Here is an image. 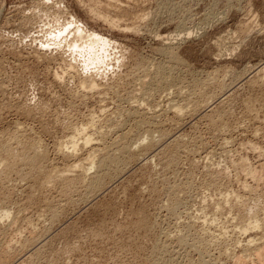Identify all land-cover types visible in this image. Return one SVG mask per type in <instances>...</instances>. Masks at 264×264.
<instances>
[{"label": "rangeland", "instance_id": "1", "mask_svg": "<svg viewBox=\"0 0 264 264\" xmlns=\"http://www.w3.org/2000/svg\"><path fill=\"white\" fill-rule=\"evenodd\" d=\"M100 1L102 2V6ZM96 2L97 1L94 0H0V142L6 138L4 141H7L8 143L10 142L11 146L14 148L16 146V149H20L21 147H18L16 143L19 141L21 142V140L25 139V141H27L34 139L38 143L41 141L40 145L46 152H48V156L50 155L49 159L53 166L64 169L66 166L73 165L80 161V159L81 161H84L87 156L86 154H88L87 151L82 153L79 151V158L77 157L73 159V157H66L61 153L59 146H61L63 142L66 143L70 138L72 133L71 130L76 126L85 124L90 118H93V113L99 117V113L101 112L102 115V112L105 111L104 116L108 117L111 116L113 112L119 111L120 109L122 110V108L125 110H122L123 113L121 110L119 111L123 114H121L122 116L133 113L132 110L134 108L137 111L139 110L138 112H141L143 109L144 111L142 110V113H149V118L153 117L152 121L149 120V124H145L148 126L146 127L144 125L143 128L138 130V133L140 131L141 134V131L144 129H149V132L150 130L155 129L154 132H156L157 129L161 131L168 128L165 131H168V133L170 132L169 135L171 137L168 135V138H166L167 145V143L164 142L165 139L159 141L160 139H158V136L160 134L157 132L154 133L152 130L151 133H154L157 138L156 140L163 144L160 143V146L158 143L155 144V146L151 148L154 149L152 151L150 150L151 152L148 151L150 152L149 154L148 152L146 153L149 157L146 155L144 157L143 155L141 157L143 160L140 158L136 161L137 163L135 162L133 163L134 165L131 164V166H129L131 169L128 167L126 169L127 171L125 170L120 173H123V175L116 176L118 177L117 179L114 177L113 180H109V183L105 186V188L107 187V190L103 189L104 192L101 191V194L99 192L96 196L93 195V197H91L92 195H89V191H85L86 189L80 187L81 189L83 188V193H85L83 197L81 192V194H79L81 189H77L78 194L77 190H75L73 192L74 194H71L73 198L71 196L67 198L75 199L74 201L79 202L77 204L75 203V205L68 206L69 208H66L67 211H65L66 214L64 213L63 218L58 224L56 223L50 227L51 230L49 228L51 222L50 218L47 215L42 219L39 210L41 207L42 210L45 209V206L49 203L48 201H51L52 203L54 202L55 206H60L61 208L63 205L65 206L67 204V200H65L66 197H62V185L60 186L58 184L61 191L59 187L58 189L56 188L58 185L51 184L48 188L43 190L41 193L43 196L40 193L36 194L34 202H36V200L39 202H45L48 200L46 202L47 204L41 202L42 206L38 201L34 204H29L31 195L29 197L28 194H32L30 193V190L33 188L32 185H35V180H23L20 178L21 176L18 174V170L21 167L20 165L16 166V168L19 169L17 171L15 170L18 177L13 170L9 171L10 173L8 172V177L7 175H4L6 178L1 175L0 180H2L0 181V192H4L5 203L8 208L10 207L9 209H11L13 214H16L18 209L22 208L25 210L24 215L21 216V220H23V222L27 220L29 223L30 221H33V224H36H32L33 227L37 228L35 232V228H32L31 225L32 231L34 232L30 231L29 228L27 230L26 227H29L27 222L22 223L20 220V225L24 226V233L22 232L23 234H21L22 238L21 236L18 238L19 235L17 236L18 241L12 246L13 248H10L11 251L9 250V252H12L10 254H13L16 259L12 256L11 263H8L20 264L23 262L21 264H30L34 259H37L39 261L36 260L35 262H38L36 264H157L159 261L158 264H234L235 259L233 258V255L230 254L232 249L234 248L233 250H235V254L241 255L245 245H247L246 243L249 242L248 240L256 236L261 237L263 232L252 231L254 233L249 232L248 234H244L246 236H242L243 234H241L239 228L237 231V224H239L237 223V220H235L237 211H233L234 214L232 213V215L228 214V212L220 214L213 213V208L211 206L212 203L210 201L211 199H215V201L221 200L224 198L223 195H226L227 192L233 190L246 198L249 197V200L252 199L254 196L253 193L251 194L248 191H243L244 188H242V186L244 183L250 185L249 187H252L253 189L256 188L258 192L261 191L260 193L263 194L262 196L264 197V181L260 182L251 179V177L246 176V173L244 174L242 171H237V169H235V167L241 164L242 160L245 158H248V163L254 168L261 169L264 167V80H258L260 79L259 77L264 79L262 78L264 77L262 71L264 68V0H188V2L187 0H170L168 1V4L166 0H114L112 1V5L114 6L111 5L109 0H99L98 3ZM107 3H110L108 5H111V8L108 7ZM171 4H173V6H170ZM96 6L99 8L100 12L103 11L102 13H104V16L111 17L113 20L117 21V26H111L109 23H106L105 20H101L98 15L95 16L96 13L91 10L98 11ZM172 7H174V10ZM58 9H60L59 12L63 15L66 14L65 16L61 15V17L63 16L61 23L65 22V20L66 22H70L74 17L80 23L82 22V26L85 29L87 28L89 33L94 32L104 38L110 39L114 42V45L117 47L116 49H120L119 51L122 49L121 52L116 49L113 50L121 53L118 55V59H121V62H118V60L113 62L109 61L111 65L103 70L100 74L101 78L97 77V81L99 80L98 82L101 83L99 85H101V88L103 87L101 90L95 92L88 91V93L81 90L79 85L80 81L78 79L79 77L76 75L77 73L75 74V72H71L72 70L68 68L70 67V61L67 60L69 54L66 55L61 52L62 50H57L58 48L56 49V46L52 44V42H49V40H52L49 35L50 32L56 30V27L59 26L56 21H53L57 19L55 15H60V13L57 12ZM64 10L65 12L63 13ZM169 10H172L173 14ZM39 11H41V13H38ZM45 12L47 15L50 12V16L48 15L49 18L46 16ZM29 18H31V21ZM181 21L182 24L184 23L185 25H182ZM50 22L52 23V26ZM28 24H30V26ZM180 24L182 28L180 27ZM247 26L248 30H246ZM42 29H45L46 31L43 30L42 32ZM217 42L218 44L220 43V47L218 46L219 48L217 47ZM167 46L168 48H174L173 50L175 53L185 60H178L179 62L175 61L177 64L183 62L182 64L177 65V70H181V73L177 71V75L180 74V78L182 77V85L185 84L189 86V88L192 86V88L187 89V86H182L181 91L183 92H180L179 90V94L182 93L181 95L178 94V90L176 89H172L166 93L164 92L162 93L163 95L160 93L152 103H149V106L148 104L145 106L140 100L138 101L135 99L138 102H141L140 107L139 103L137 104L134 99L135 103L133 100H130L132 94L136 95L137 92L136 88L138 87L136 84L138 83L136 80L138 81L141 76L144 77L142 71L136 73V77L134 76V73L138 71L137 69L139 68L138 63L140 61H145L146 64L151 65L152 62L159 63L162 60L165 61L166 56L161 54V48L168 49ZM54 47L56 50H54ZM38 54L40 57L36 56ZM61 58L62 61L60 60ZM141 63L142 62L139 64ZM60 66L61 68L59 69ZM136 66H138V68ZM64 68H67V72H65L66 70ZM226 69L228 71H226ZM87 72L88 71H86V73ZM254 73L258 74L255 75ZM56 75L64 77L62 80L63 82H60L61 80L59 81L58 79L56 80ZM72 75L73 77H71ZM209 76L211 78L214 77V80H221L219 82L225 80L223 83L226 82L227 84L226 91L224 90L222 93L217 91L215 100H213L209 106L207 105L203 108L200 107L198 110L199 112L197 111L196 114L194 112V114L190 113L191 109L187 110L185 109L187 107L184 108V106H187L188 104V108H190L189 103L191 101L195 102L200 99L202 100V95L206 90L209 91V88L210 91H206L208 94H210V92H216L217 89L214 85H216L218 81L215 83L212 78L214 84L212 83L211 86L209 85L208 88H205V91L202 90L204 91L203 94L197 95L198 97H195V95L197 92L200 93L199 91L195 92L193 95L184 93V91L186 92L187 90V92H189L190 90L195 89L196 85H198L199 79L200 82L203 80L206 81ZM255 76L258 77L254 79L253 77ZM81 77H84V75L80 76V78ZM234 77L236 78L234 79ZM249 79L251 81H249ZM193 81H195V87H193ZM248 81L250 83L254 81L255 83L253 84L255 85H250ZM256 81H259L258 83L260 84L263 83V85H259ZM183 87L184 89H182ZM133 90L136 92L133 93ZM127 91L129 94L126 93ZM131 91L132 93L130 94ZM85 92L86 94H84ZM114 92L117 93V95H115ZM173 92L178 94V97ZM81 94L84 96L82 97ZM126 95L129 97L127 98ZM124 97H126V99H124ZM189 97L191 99H189ZM127 99H129V103ZM186 99L188 101L190 100L189 103L188 101L186 102ZM120 100L122 103L123 101L125 103L122 104ZM177 104H180L179 107H182L185 110L184 114H182V118L180 117L181 115L177 116V114H175L176 110H174V108L176 109V107H178ZM219 104L220 106H218ZM102 108L107 110H103ZM112 110L113 112H111ZM217 111H221L222 113L225 112V114H227L225 117L226 119H224L225 121L223 120L225 123L223 129L220 128L221 125H218L220 124V117L218 116ZM215 112L217 113L216 115ZM154 114H157L158 116L155 121L154 116L156 115ZM95 115L94 117H96ZM127 116L124 117L126 121L123 120L127 123H124V127H120L122 130L115 128L113 126L114 124H109L108 127L110 129L108 127L106 128L109 129L111 133V135L109 134L111 137L108 136V142L117 139L118 135L121 137L122 134H124L123 132L126 131H129L130 133V131L132 132L133 130V135L136 136V134H138L136 132V119L133 120L134 117L128 118ZM152 122L154 124L152 126H155V128L151 127ZM157 125L159 126L158 128H156ZM110 126H113L112 129ZM112 130L116 131L113 132ZM117 130L119 131L117 132ZM143 133L147 134L148 130L147 133L145 131H143L142 134ZM145 134H143L142 138ZM178 136L181 137L182 140H186V142L189 141L187 144L188 149L191 152L187 150H185V152L183 151L184 149L181 148V150H179L180 154H178V159L180 157L181 160L175 164L176 166H173L177 171L171 167L167 169V172L166 169L164 170L163 168V164L168 161V153L166 151L175 143V141H179ZM136 137H132L135 139H131V142L136 140L135 143H140L141 141L138 140L137 142L138 138L136 139ZM140 137L139 139H142ZM16 138L21 139H18L17 142ZM173 139L175 141H173ZM96 143L101 145V143L99 144V141ZM96 143H94V145L98 146ZM165 144L169 147L168 149L167 147H164ZM253 145H257L255 147L256 150ZM134 147L138 148V145H134ZM81 157L84 158L82 159ZM160 158H162V161ZM163 158L164 160H167L166 162L164 161L165 163L163 162ZM226 167H228L229 171ZM222 169H224V174ZM225 169L228 172H226ZM217 171H220L219 173L225 177L227 176L231 180L227 178L224 182V184L227 185H219L218 189L208 187L209 184L207 183L210 182V177L212 178L211 174L214 175ZM94 172L95 170H93L90 175ZM174 172L175 176L173 175ZM203 174L207 183L203 180ZM176 175H178L177 178ZM3 177L5 179H3ZM213 179H216V176H213ZM32 181H34V183ZM189 183H194V185H190ZM184 184L186 185L184 186ZM187 185L190 187L188 188ZM5 186H8L7 189ZM186 186L187 188H185ZM171 188H174V190ZM190 189L191 191H189ZM7 190H12L10 191L12 195L10 192L8 194ZM188 192L190 193L188 194ZM7 195L9 198H7ZM174 195L180 197L181 203L178 205L179 207L176 206L174 208L175 210H172L170 207V209L167 207L169 206V202L167 201H169L172 198L171 196ZM61 198L63 200H61ZM88 199L90 201H88ZM9 200L10 202L12 201L11 204L9 203ZM205 200L207 201L205 202ZM263 200L264 198H262V201ZM262 201L257 208L258 212L253 211L255 213L250 215L253 217L255 215V218H258L257 220H260L263 217L264 209L262 208H264V201ZM251 202H253V200ZM18 206L20 208H18ZM205 208L210 212L208 218L205 220L206 224H204L205 222L202 218ZM136 212H139L138 215H136ZM139 217L150 218V222L154 225L151 227V230L141 229L139 226L137 227V223L140 220ZM198 218L201 220L199 221ZM263 220L264 218L260 221L263 222ZM0 222H3L0 224V226L3 225V227H1L3 230H0L1 241V239H4L2 238L4 225L9 228L12 220L5 221L7 223L4 221ZM208 222L213 225H210ZM222 222L225 224L223 225ZM221 224L222 226L227 227L226 232H228V234H222L220 228ZM201 225L206 227L204 228ZM198 227L202 228V230H199ZM208 228L210 230L209 233L212 234V232H214V235L212 234L213 237H211L212 239L210 238V240L208 239V236L204 237L202 245L205 247L206 244L210 243L213 245L211 250L210 244L208 245L209 248L206 245L204 250H198L202 245L200 242L197 244L196 241L192 242V244L195 243V246L200 244L201 246L197 248L194 245L191 246L192 238L188 239V242H186L189 245H186L184 242H182L183 245L180 243V238L182 236V239H184L186 236L194 235L197 232L200 234H205L206 232V234H208ZM181 229L183 231H191H189L190 233L188 232V235L186 234V231L185 233ZM234 230L237 232H234ZM5 231L8 232L7 230ZM193 231H196V233H192ZM201 231L203 233H201ZM182 233L185 234L183 235ZM29 235H32L33 237H29ZM34 235L38 241L35 238L33 239L35 240L33 242L37 245L35 246L32 243V246L28 245L25 248L26 250H20V246L24 244L23 242L25 240L27 241V239L34 238ZM217 235L221 237V242L217 240L219 243L216 244L217 241L215 240V237L219 239ZM213 240L214 242H212ZM3 241L4 240L1 242ZM222 241H225L223 247ZM236 241L237 243H235ZM260 242L259 245L263 246L264 240L263 245L262 241ZM212 243L216 245L219 244L217 246L218 248ZM234 244H239L241 247H236ZM16 245L19 246L16 247L17 249L15 248ZM233 245L234 247H232ZM18 248L20 249L18 250ZM223 248L224 250L229 248L231 251L228 249V252H230L226 253ZM197 251H199V253ZM220 251L225 252V254L229 256ZM200 253L201 255H199ZM33 254L39 257L37 258ZM31 257L32 260L30 259Z\"/></svg>", "mask_w": 264, "mask_h": 264}, {"label": "bare ground", "instance_id": "2", "mask_svg": "<svg viewBox=\"0 0 264 264\" xmlns=\"http://www.w3.org/2000/svg\"><path fill=\"white\" fill-rule=\"evenodd\" d=\"M92 1V0H91ZM94 1H97L96 3H98L99 2V0H94ZM108 1V0H107ZM110 1V3H111V5H112V1H114V0H109ZM167 1V4H168V1H170V0H166ZM101 2V1H100ZM184 2V1H183ZM187 2H188V0H187ZM95 3V4H96ZM110 3H107V5L108 4H110ZM98 5V4H97ZM106 5V4H105ZM104 5V6H105ZM111 5H108V7H110ZM163 5V4H162ZM61 6V5H60ZM60 6H58V7H60ZM101 6H102V2H101ZM112 6H114V5H112ZM170 6H173V4H171ZM176 6V5H175ZM97 7V6H96ZM105 7H107V6H105ZM107 7V8H108ZM115 7H116V5H115ZM114 7V8H115ZM160 7V6H159ZM164 7H169V6H164ZM178 7V6H177ZM57 8V7H56ZM56 8H55V10H56ZM93 8V7H92ZM111 8V7H110ZM173 8V10H174V7H172ZM171 8V9H172ZM44 9V8H43ZM90 9V8H89ZM97 9H98V11H95V10H91V11H93V12H95L96 13V15L95 16H97L98 15V17H100L101 18V20H105V22L106 23H109L111 26H117V21H115V20H113L111 17H108V16H104V13H102L103 11H99V8L97 7ZM109 9V8H108ZM161 9V8H160ZM159 9V10H160ZM168 9V8H167ZM170 9V8H169ZM45 10V9H44ZM59 10L60 9H58L57 10V12H59ZM88 10V9H87ZM166 10V9H165ZM165 10H163V11H165ZM49 11H51V10H49ZM167 11V10H166ZM170 11V10H169ZM44 12V11H43ZM46 12H47V10H46ZM45 12V14H46V16L48 17V15H49V13H48V15H47V13ZM52 12V11H51ZM55 12V11H54ZM56 12V13H57ZM65 12V10L63 11V13ZM92 12V13H93ZM171 13H172V10L170 11ZM38 13H41V11H39ZM37 13V14H38ZM53 13V12H52ZM51 13V14H52ZM55 13V14H56ZM60 13V15L58 14V15H55L56 16V18L57 19H55V20H53V21H56L57 22V24L59 25L58 27H56V30H54V31H51L50 32V36H51V41L49 40V42H52V44H54L55 46H56V49L57 50H62L61 52H63L64 54H69V56H67L68 57V59L67 60H69L70 61V64H69V62L66 60V62L69 64V66L70 67H68V68H70V70H72L71 72H75V74L79 77H77L78 79H79V81H80V83H79V85H80V88H81V90H84V91H86L87 93H88V91L89 92H95V91H99V90H101L102 88H101V85H99V84H101V83H99L98 81H97V77H100V74L103 72V70L106 68V67H108V66H110L111 65V63L109 62V61H111V62H113V61H117L118 60V62H121L120 60L121 59H118V55H120L121 53H119V52H121L122 51V49H121V51H119L118 49H116L117 47L114 45V42H112L110 39H107V38H104L103 36H101V35H98L97 33H94V32H92V33H89L88 31H87V28L85 29L83 26H82V22L80 23L77 19H75L74 17H73V19H72V21H70V22H66V20H65V22H63V23H61V20H62V17L63 16H65V15H63L61 12H59ZM175 13V12H174ZM173 14V13H172ZM61 15H63L62 17H61ZM40 16H43V15H40ZM50 16V15H49ZM35 17V16H34ZM54 17V16H53ZM211 17V16H210ZM41 18V17H40ZM49 18V17H48ZM66 18V17H65ZM208 18V17H207ZM31 18H29V20H30ZM46 19V18H45ZM136 19V18H135ZM28 20V19H27ZM49 20V19H48ZM51 20V19H50ZM139 20V19H138ZM190 20V19H189ZM31 21V20H30ZM29 21V22H30ZM32 21H34V20H32ZM39 21H41V20H39ZM64 21V20H63ZM185 21V20H184ZM47 22V21H46ZM52 22V21H51ZM50 22V23H51ZM185 22H187V21H185ZM21 23V22H20ZM28 23V22H27ZM49 23V22H48ZM60 23V24H59ZM180 23V22H179ZM32 24V23H31ZM37 24V23H36ZM44 24V23H43ZM55 24V23H54ZM108 24V25H109ZM137 24V23H136ZM135 24V25H136ZM181 24H182V21H181ZM181 24H180V27L182 28V26H181ZM29 26H30V24H28ZM45 25V24H44ZM119 25V24H118ZM182 25H185L184 23L182 24ZM25 26V25H24ZM34 26V25H33ZM42 26V25H41ZM50 26V25H49ZM48 26V27H49ZM51 26H52V23H51ZM54 26V25H53ZM137 26V25H136ZM86 27V26H85ZM245 27V26H244ZM53 28V27H52ZM250 28V27H249ZM125 29H127V28H125ZM135 29V28H134ZM190 29V28H189ZM243 29V28H242ZM43 30L44 31H46L45 29H42L41 31L43 32ZM186 30V29H185ZM246 30H248V26H247V29ZM123 31V30H122ZM125 31V30H124ZM134 31V30H133ZM182 31V30H181ZM188 31V30H187ZM243 31H245V30H243ZM91 32V31H90ZM137 32V31H136ZM241 32V31H240ZM245 32H248V31H245ZM244 32V33H245ZM89 33V34H88ZM158 33V32H157ZM242 33V32H241ZM177 34V33H176ZM247 34V33H246ZM189 35V34H188ZM178 36V35H177ZM247 37V36H246ZM171 38V37H170ZM220 42V41H219ZM255 42V41H254ZM48 43V42H47ZM170 43V42H169ZM256 43V42H255ZM51 44V43H50ZM217 44H218V42H217ZM220 44V43H219ZM219 44L217 45V47L219 46ZM53 45V46H54ZM252 45V44H251ZM52 46V47H53ZM254 46V45H253ZM217 47H215V48H217ZM220 47V46H219ZM218 47V48H219ZM167 48H168V46H167ZM55 49V47H54V50H56ZM118 50V51H113V50ZM162 49V52L160 51ZM159 51L161 52V54L163 55H165L166 57V60L164 61V60H160L161 62H157V63H154V62H148V63H151V65L150 64H146L145 63V61L143 62V61H140V62H142L141 64H139L138 63V65H139V68H138V66H136L138 69V71H134L135 73H134V76L136 77L137 76V74L136 73H138V72H141L142 71V73H144V77L143 76H139L140 77V79L139 78H137V79H139L138 81L136 80V82L138 83V84H136L137 85V87L138 88H136L137 90V92L135 91V90H133L134 92L133 93H135L136 92V95L135 94H132V96H131V99L130 100H135V99H137L138 101L140 100L142 103H144V105L146 106V104H148V106H149V103H152V101L154 100V99H156V96L158 95L159 96V94L161 93V95H163L162 93H166V92H168V91H170V90H172V89H176V90H178V94H179V90H180V92H183V91H181V87L182 86H184V85H182L183 84V82H181L182 80H181V78H180V74L179 75H177V69H178V66L177 65H179V64H182V63H179V64H177V63H175V61H180V60H184L183 58H181L178 54H176L175 53V51L171 48V47H169L168 49H163V47L161 48ZM40 50V49H39ZM46 50H47V48H46ZM49 50V49H48ZM124 50V49H123ZM40 52V51H39ZM58 53V52H57ZM111 53H113V54H111ZM37 57L39 56V54L38 55H36ZM46 56H47V54H46ZM40 57V56H39ZM50 57V56H49ZM59 57V56H58ZM61 57V56H60ZM42 58V57H41ZM44 59H46V58H44ZM52 59H53V57H52ZM41 60V59H40ZM58 60V59H57ZM61 61H62V58L60 59ZM51 61V60H50ZM56 61V60H55ZM164 61V62H163ZM178 61V62H179ZM185 61V60H184ZM58 63V62H57ZM59 64V63H58ZM137 64V63H136ZM62 65H63V63H62ZM150 65V66H149ZM59 66V65H58ZM186 66V65H185ZM182 67V66H181ZM61 68V66L59 67V69ZM135 68V67H134ZM65 69V68H64ZM67 69V68H66ZM65 69V70H66ZM180 70V69H179ZM56 71V70H55ZM63 71V70H62ZM86 71H88L87 73H86ZM181 71V70H180ZM180 71H178V72H180ZM217 71V70H216ZM226 71H228L227 69H226ZM262 71H263V73H264V68L262 69ZM57 72V71H56ZM64 72V71H63ZM65 72H67V70L65 71ZM81 72V73H80ZM181 73V72H180ZM224 73H226V72H224ZM228 73V72H227ZM259 73V72H258ZM257 73V74H258ZM74 74V73H73ZM132 74V73H131ZM136 74V75H135ZM255 74V73H254ZM257 74H255V75H257ZM67 75V74H66ZM68 75H69V73H68ZM84 75V77H81L80 78V76H83ZM236 75V74H235ZM65 76V75H64ZM89 76V77H88ZM128 76V75H127ZM132 76V75H131ZM228 76V75H227ZM234 76V75H233ZM233 76H232V78H233ZM264 76V75H263ZM56 80L58 79L60 82H63L62 80H63V78L64 77H60V75H56ZM71 77H73V75L71 76ZM130 77V76H129ZM134 77V78H135ZM143 77V78H142ZM256 77H258V76H255V77H253L254 79L256 78ZM76 78V79H77ZM101 78V77H100ZM99 78V79H100ZM127 78V77H126ZM131 78V77H130ZM133 78V79H134ZM211 77L209 76V78H208V80H203V81H201L200 82V79L198 80V85H196V87L194 86V82L195 81H193V87H195V89H193V90H190L189 92H187V90H186V92L184 91V93H187V94H195V92H197V91H199L200 93H198L197 92V94L195 95V97H198L197 95H200V94H203V92L206 90L205 88H208L209 87V85L211 86V84L213 83V82H215V83H217L216 81H218V83L216 84V85H214L215 87H216V92L214 91V92H210V94H208L207 92H209L210 91V88H209V91H205L204 92V94L202 95L203 96V99L201 100H199V101H195V102H190L189 103V101L186 99V102L188 101V103H189V107L190 108H188V104H187V106H184V108L185 107H187V108H185V109H191V112L190 113H195L196 114V112L199 110V108L200 107H206L207 105L209 106V104H211L212 103V101L213 100H215V97H216V94H217V91L218 92H221L222 93V91H224L225 89H227V84H226V82H224L223 83V81H225V80H222V82H219V81H221V80H214V77H212L213 78V82H212V78L210 79ZM216 78V77H215ZM236 77H234V79H235ZM252 78V79H253ZM260 79H258V80H264V79H261V77H259ZM262 78H264V77H262ZM74 79V78H73ZM128 79V78H127ZM126 79V80H127ZM193 79V78H192ZM253 79V80H254ZM256 79V80H257ZM70 80V79H69ZM123 80V79H122ZM59 81H58V83H59ZM76 81V80H75ZM124 81V80H123ZM129 81V80H128ZM134 81H135V79H134ZM249 81H251L250 79H249ZM248 81V83L251 85V84H253V83H255L254 81H252L251 83ZM71 82V81H70ZM185 82V81H184ZM247 82V81H246ZM257 82V81H256ZM259 82V81H258ZM257 82V83H258ZM120 83V82H119ZM132 83V82H131ZM263 83H264V81H263ZM263 83L262 84H260V83H258L259 85H263ZM60 84H62V83H60ZM69 84V83H68ZM78 84V83H77ZM115 84V83H114ZM124 84V83H123ZM188 84V83H187ZM197 84V83H196ZM214 84V83H213ZM258 84H256V85H258ZM116 85H118V84H116ZM189 85V84H188ZM192 85V84H191ZM253 85H255V84H253ZM258 85V86H259ZM78 86V85H77ZM103 86V85H102ZM125 86V85H124ZM134 86H135V84H134ZM133 86V87H134ZM185 86H187V85H185ZM184 86V87H185ZM214 86L212 85V87L214 88ZM119 87V86H118ZM122 87V86H121ZM136 87V86H135ZM184 87L182 88V89H184ZM211 87V88H212ZM260 87V86H259ZM263 87V86H262ZM75 88V87H74ZM128 88V87H127ZM189 88V86H187V89ZM190 88H192V86L190 87ZM189 88V89H190ZM230 88V87H229ZM264 88V87H263ZM262 88V89H263ZM106 89V88H105ZM186 89V88H185ZM205 89V90H204ZM111 90V89H110ZM117 90H118V88H117ZM130 90H132V89H130ZM175 90V91H176ZM202 90H204V91H202ZM70 91V90H69ZM114 91V90H113ZM112 91V92H113ZM226 91V90H225ZM73 92V91H72ZM77 92H78V90H77ZM86 92L84 93V94H86ZM119 92V91H118ZM177 92V91H176ZM83 93V92H82ZM115 93V92H114ZM126 93H128V91L126 92ZM132 93V91L130 92V94ZM174 93V92H173ZM68 94H69V92H68ZM121 94V93H120ZM129 94V93H128ZM174 94H176V93H174ZM178 94H176L177 95V97H178ZM182 93H180L179 95H181ZM220 94V93H219ZM82 95V94H81ZM115 95H117V93H115ZM161 95H160V97H161ZM230 95H231V93H230ZM76 96V95H75ZM84 95H82V97H83ZM86 96V95H85ZM88 96V95H87ZM119 96V95H118ZM127 96V95H126ZM183 96V95H182ZM189 96V95H188ZM187 96V97H188ZM81 97V98H82ZM116 97V96H115ZM129 96H127V98H128ZM180 97V96H179ZM190 97H193V96H190ZM189 97V99H191ZM117 98V97H116ZM121 98V97H120ZM202 98V97H201ZM76 99V98H75ZM115 99V98H114ZM123 99V98H122ZM124 99H126V97H124ZM193 99V98H192ZM196 99H198V98H196ZM262 99V98H261ZM80 100H82V99H80ZM86 100V99H85ZM100 100V99H99ZM133 100V101H134ZM137 100H135L136 102H137V104L139 103V106H140V103L141 102H138ZM226 100V99H225ZM101 101H104V100H101ZM118 101H119V99H118ZM126 101V100H125ZM127 101H128V103H129V99H127ZM135 101H134V103H135ZM113 102V101H112ZM120 102L122 103V101L120 100ZM131 102V101H130ZM223 102V101H222ZM224 102H226V101H224ZM123 103H125L124 101H123ZM122 103V104H123ZM127 103V102H126ZM170 103V102H169ZM173 103H174V101H173ZM256 103V102H255ZM45 104V103H44ZM74 104V103H73ZM231 104V103H230ZM136 105V104H135ZM143 105V104H142ZM143 105V106H144ZM162 105V104H161ZM180 105V104H179ZM179 105L177 104V106L178 107H176V109L174 108V110H176V113L175 114H177V116H179V115H181L180 117L182 118V114H184V112H185V110L182 108V107H179ZM215 105V104H214ZM223 105V104H222ZM181 106H182V104H181ZM218 106H220V104L218 105ZM230 106V105H229ZM45 107V106H44ZM44 107H42V108H44ZM47 107V106H46ZM119 107V106H118ZM123 107V106H122ZM121 107V108H122ZM129 107V106H128ZM141 107V106H140ZM152 107V106H151ZM173 107V106H172ZM225 107V106H224ZM246 107V106H245ZM250 107V106H249ZM248 107V108H249ZM25 108V107H24ZM143 108V107H142ZM145 108V107H144ZM164 108V107H163ZM219 108V107H218ZM41 109V108H40ZM46 109V108H45ZM100 109V108H99ZM103 109V108H102ZM101 109V110H102ZM105 109V108H104ZM103 109V110H104ZM120 109V108H119ZM118 109V110H119ZM130 109V108H129ZM128 109V110H129ZM139 109H141V108H139ZM154 109V108H153ZM171 109V108H170ZM252 109V108H251ZM28 110H29V108H28ZM105 110H107V109H105ZM115 110H117V109H115ZM114 110V111H115ZM121 110V109H120ZM119 110V111H120ZM122 110H123V108H122ZM121 110V111H122ZM127 110V109H126ZM134 110V111H133ZM133 110H132V112L133 113H129V114H127V115H125V116H127L128 118H133L134 117V119L133 120H135L136 119V121H135V124H136V132L138 133V130H140L141 128H143L144 127V125L145 124H149V120L150 121H152L153 119V117H151V118H149V116H148V114H146V113H142V110H141V112H138L136 109H134L133 108ZM136 110V111H135ZM169 110V109H168ZM215 110V109H214ZM217 110V109H216ZM219 110V109H218ZM224 110H226V109H224ZM253 110V109H252ZM39 111V110H38ZM42 111V110H41ZM119 111H115V112H113V110L111 111V112H113V114L111 115V116H108V117H106V116H104V112H102V115H101V112L99 113L100 114V116H102V117H98V116H96L95 115V113H93V118H90L87 122H85V124H82V125H80V126H76L75 128H74V126H73V130H71L72 131V133H71V136H70V138H69V136H68V140L66 141V143L65 142H63V143H65V144H63L62 143V145L61 146H59L60 147V151H61V153L64 155V156H66V157H70V158H72L73 157V159H75V158H77L78 157V154H80V152L79 151H81V153L82 152H85V151H87V153L88 154H86L87 156H86V158H85V160L84 161H81V159H80V161H78V162H76L75 164H73V165H69V166H66L64 169H60V168H57V167H55V166H53V164L50 162V155L48 156V152H46L45 151V149L44 148H42L41 147V145H40V143H41V141H39V143L36 141V140H34V139H30V140H27V141H25V139L24 140H21V142L19 141L18 142V139L16 138V140H17V142L19 143H16L17 145H18V147H21L20 149H16V146H15V148L13 147V146H11L10 145V142L8 143L7 141H2V142H0V176L1 175H7V174H9L10 172L9 171H14V173H15V170L17 171L18 169L16 168V166H21L20 167V171L18 170V174H20V178H22L23 180H27V179H34L35 180V185H32V187L33 188H31L32 190H30V193H32V194H28L29 195V197H30V195H31V199H30V203L29 204H31V203H36L38 200H36V202H34V199H35V196H36V194H41L42 192H43V190L45 189V188H48L51 184L52 185H62V191H61V188L59 187V185L56 187L57 189H58V187H59V189H60V191H61V193H62V197H66L65 198V200H67V204L64 206L63 205V207L61 208L60 206L58 207V206H55V204H54V202L52 203L51 201H48L49 203L47 204L46 202L47 201H45V202H42V203H46L47 205L45 206L46 208L45 209H43L42 210V207H41V202H39L38 201V203H40L39 205H40V207H41V209L39 210V214H41V216L40 217H42V219H43V217H45V216H47L48 215V217L50 218V220H51V222H50V226H49V228L50 227H52L53 225H55L56 223L58 224V222H60L61 221V219L63 218V216H64V213H65V211H67V209L66 208H69L68 206H72V205H75V203L77 204L79 201H74L75 199H68L67 197H72V193L75 191V190H77L78 188H79V190L81 189L80 187H83L84 189H86L85 191H89V195L91 196V197H93V195H95L96 196V194L97 193H99L100 192V194H101V191L102 192H104L103 191V189H106L105 188V186H106V184L107 183H109V180H113L114 179V177H116V176H120V175H123V173L122 174H120L122 171H125L129 166H131V164H133V163H135L137 160H139L143 155H144V157H145V155H146V153L148 152V151H152L153 149H151L153 146H155V144H157L158 143V145L160 146L161 144H163L162 142H160L159 143V141H162L163 139H165L164 140V142H166L167 143V139L166 138H168V135L170 134V132L168 133V131H165V130H167V129H164V130H159V129H157V133H159V134H157V135H159L158 136V139H160L159 141H157L156 139V136L154 135V133H156V132H154L155 131V129L153 130V132L154 133H151V131L152 130H150V132H149V129H147L148 130V133H147V130L146 129H142L143 131H145L147 134H145V133H143V134H145V136L142 138V136H143V134H142V132L143 131H141V134H140V131H139V133L138 134H136L135 132V134H136V136H139L140 137V135H141V137L140 138H142V139H139V137H136L135 135H133V130L132 129H134V128H132V129H130V130H132V132L130 131V133H129V131L126 133V132H123L124 134H122V136L121 137H119V135H118V138L117 139H113L112 140V142H108L109 140H108V136H110L111 135V133H110V131H109V124H114L113 126L115 127V128H119L120 130H122L120 127H124L123 125H124V123L126 124L127 122H125L126 120H125V116H122L123 114V111H125V110H123L122 111V113L121 112H119ZM144 111V110H143ZM201 111V110H200ZM43 112V111H42ZM109 112V111H108ZM128 112V111H127ZM130 112V111H129ZM150 112V111H149ZM157 112V111H156ZM175 112V111H174ZM199 112V111H198ZM211 112H213L212 110H211ZM211 112H210V114H211ZM224 112V111H223ZM92 113V112H91ZM162 113V112H161ZM188 113H189V111H188ZM193 113V114H194ZM217 113H218V116L220 117H218L219 118V121H220V124H218V125H221V127L220 128H224L225 127V123H224V119H226L225 117L227 116V114H225V112L224 113H222L221 111H217ZM216 112H215V115L217 114ZM228 113V112H227ZM24 114V113H23ZM70 114V113H69ZM96 114H98V113H96ZM122 114V115H121ZM187 114V113H186ZM210 114H209V116H210ZM213 114H214V112H213ZM60 115V114H59ZM62 115V114H61ZM65 115V114H64ZM94 115L96 116V117H98V118H96V117H94ZM154 115H156V116H154ZM153 116H154V121H155V119L157 120V118L156 117H158L157 116V114H154ZM174 115V114H173ZM212 115V114H211ZM28 116V115H27ZM68 116V115H67ZM66 116V117H67ZM161 116V115H160ZM177 116H175V117H177ZM184 116V115H183ZM196 116V115H195ZM230 116V115H229ZM180 117H177V118H180ZM193 117V116H192ZM213 117V116H212ZM211 117V118H212ZM29 118V117H28ZM58 118V117H57ZM61 118V117H60ZM72 118V117H71ZM79 118V117H78ZM88 118V117H87ZM209 118V117H208ZM82 119V118H81ZM84 119V118H83ZM127 119V118H126ZM162 119V118H161ZM59 120V119H58ZM87 120V119H86ZM123 120H125V121H123ZM128 120V119H127ZM224 120V121H223ZM78 121V120H77ZM153 121V122H154ZM165 121V120H164ZM174 121V120H173ZM172 121V122H173ZM60 122V121H59ZM111 122V123H110ZM153 122L151 123V127H154L155 128V126H152V125H154L153 124ZM213 122V121H212ZM68 123H70V122H68ZM72 123V122H71ZM77 123V122H76ZM156 123V122H155ZM162 123V122H161ZM176 123V122H175ZM218 123V122H217ZM222 123V124H221ZM167 124V123H166ZM212 124V123H211ZM40 125V124H39ZM75 125V124H74ZM61 126V125H60ZM72 126V125H71ZM112 126V127H113ZM131 126V125H130ZM135 126V125H134ZM133 126V127H134ZM146 126V125H145ZM148 126V125H147ZM146 126V127H147ZM150 126V125H149ZM215 126V125H214ZM109 128V129H106V128ZM111 127V126H110ZM112 127H111V129H112ZM150 127V128H151ZM159 126L157 125L156 126V128H158ZM163 127V126H162ZM161 127V128H162ZM212 127H213V125H212ZM237 127V126H236ZM160 128V129H161ZM108 130V131H106V130ZM173 129V128H172ZM213 129H214V127H213ZM234 129V128H233ZM19 130H21V129H19ZM66 130V129H65ZM70 130V129H69ZM129 130V129H128ZM158 130H159V132H158ZM220 130V129H219ZM113 131V130H112ZM116 130H114L113 132H115ZM119 130H117V132H118ZM229 131V130H228ZM25 132V131H24ZM176 132V131H175ZM3 134V133H2ZM110 134V135H109ZM113 134V133H112ZM116 134V133H115ZM19 135V134H18ZM21 135V134H20ZM121 135V134H120ZM3 136V135H2ZM35 136H37V135H35ZM65 136V135H64ZM117 136V135H116ZM115 136V137H116ZM170 136V135H169ZM20 137V136H19ZM27 137H29V136H27ZM111 137V136H110ZM132 137H136V139H137V142H138V140H140L141 142L139 143H135V141L133 142H131V139H135V138H132ZM171 137V136H170ZM179 137V136H178ZM14 138V137H13ZM25 138H26V136H25ZM33 138V137H32ZM112 138H113V136H112ZM180 138L181 137H179V141H175L174 139H173V141H175V143L174 144H172V146L169 148V147H167V145H168V143H167V145L165 146L164 145V147H167V153H168V156H167V158H168V161L167 160H164V156H161V157H164L163 158V162L165 161H167L165 164H163V168H164V170L166 169V171H167V169H169V168H171V167H173L175 164H177L178 163V161L179 160H181L180 159V157H179V159H178V154H180L179 153V150H181V148H183L182 150L183 151H185V150H187V151H190L189 149H188V142L189 141H187L186 142V140H182V138H181V140H180ZM183 138H184V136H183ZM185 138H187V137H185ZM21 139V138H20ZM19 139V140H20ZM63 139V138H62ZM111 139V138H110ZM177 139V138H176ZM193 139V138H192ZM1 140H2V138H1ZM13 140V139H12ZM65 140V139H64ZM99 141V144L101 143V145H98V143H96V142H98ZM172 141V140H171ZM193 141V140H192ZM13 142H14V140H13ZM12 142V143H13ZM61 142V141H60ZM94 143H96L98 146H95L94 145ZM60 144V143H59ZM171 144V143H170ZM134 145H138V148H136V147H134ZM158 146V147H159ZM254 146V145H253ZM257 146V145H256ZM256 146H254V149L256 150ZM45 147V146H44ZM163 147V146H162ZM163 147V148H164ZM190 147V146H189ZM58 149V148H57ZM156 149V148H155ZM161 149V148H160ZM160 149H159V151H160ZM252 150V149H251ZM260 150H261V148H260ZM150 151V152H151ZM158 151V152H159ZM165 151H163V152H165ZM150 152H148V154L150 153ZM186 152V151H185ZM191 152V151H190ZM254 152V151H253ZM256 152V151H255ZM58 153H59V150H58ZM154 153V152H153ZM162 153V152H161ZM164 154V153H163ZM61 155V154H60ZM157 155V154H156ZM159 155V154H158ZM189 155H191V154H189ZM81 156V155H80ZM146 156H148V155H146ZM159 156V157H160ZM180 156V155H179ZM149 157V156H148ZM65 158V157H64ZM79 158V157H78ZM82 158V157H81ZM84 158V157H83ZM82 158V159H83ZM167 158H165V159H167ZM161 159V161H162V158H160ZM69 160V159H68ZM141 160H143L142 158H141ZM140 160V161H141ZM65 161H67V160H65ZM162 162V163H163ZM249 161H248V158L246 159H243L242 160V162H241V164H239L238 166H236L235 167V169H237V171L239 170V171H242L244 174L246 173V176L247 177H251V179H254V180H257V181H264V167H262L261 169H257L256 167L254 168L250 163H248ZM65 163V162H64ZM73 163V162H72ZM137 163V162H136ZM139 163V162H138ZM162 163H160V164H162ZM134 165V164H133ZM144 165H146V164H144ZM144 165H143V167H144ZM162 166V165H161ZM176 166V165H175ZM158 167V166H157ZM212 167V166H211ZM130 168V167H129ZM174 168V167H173ZM213 168H214V166H213ZM131 169V168H130ZM129 169V170H130ZM134 169V168H133ZM176 168H174V170H175ZM205 169V168H204ZM226 169H228V167H226ZM225 169V170H226ZM93 170H95V172L92 174V175H90V173L93 171ZM163 170V171H164ZM173 170V171H174ZM214 170V169H213ZM223 170V174H224V169H222ZM127 171V170H126ZM132 171H134V170H132ZM176 171H177V169H176ZM210 171V170H209ZM228 171H229V169H228ZM227 170H226V172H228ZM9 172V173H8ZM168 172V171H167ZM214 172H216V171H214ZM220 171H217V173L215 174L214 173V175L213 174H211V176H212V178L210 177V182H206L207 180H206V178L204 177V174H203V177H204V182H206L207 184H209L208 185V187H211V188H217L218 189V186L219 185H221V186H223V185H227V184H224V182L226 181V179L228 178L227 176L225 177L224 175H222L221 173H219ZM136 173V172H135ZM177 173V172H176ZM191 173V172H190ZM205 173H207V172H205ZM211 173V172H210ZM237 173V172H236ZM11 174H13V173H11ZM11 174H10V176H11ZM16 175H17V177H18V174L17 173H15ZM160 174V173H159ZM158 174V175H159ZM226 174H228V173H226ZM129 175V174H128ZM156 175V174H155ZM174 176H175V172H174V174H173ZM172 175V176H173ZM192 175V174H191ZM190 175V176H191ZM229 175V174H228ZM9 175H7V177H8ZM177 176L178 175H176V178H177ZM206 176V175H205ZM210 176V175H209ZM213 176H216V179H213ZM230 176V175H229ZM5 177V176H4ZM3 177V179H5ZM206 177H208V176H206ZM239 177V176H238ZM11 178V177H10ZM118 177H116V179H117ZM174 178V177H173ZM186 178V177H185ZM202 178V177H201ZM215 178V177H214ZM236 178H237V176H236ZM123 179V178H122ZM213 179V180H212ZM229 180H231L230 178H228ZM2 180V179H1ZM0 180V181H1ZM9 180V179H8ZM149 180V179H148ZM165 180V179H164ZM179 180V179H178ZM187 180V179H186ZM203 180H202V182H203ZM22 181V180H21ZM169 181V180H168ZM180 181V180H179ZM33 183H34V181H32ZM157 182V181H156ZM188 182H190V181H188ZM188 182H187V184H188ZM193 182V181H192ZM196 182H198V181H196ZM229 182V181H228ZM227 182V183H228ZM233 182V181H232ZM243 182V181H242ZM5 183H6V181H5ZM8 183H9V181H8ZM199 183V182H198ZM230 183V182H229ZM240 183V182H239ZM190 185L192 184V183H189ZM196 184V183H195ZM6 185V184H5ZM109 185V184H108ZM177 185V184H176ZM175 185V186H176ZM186 184H184V186H185ZM192 185H194V183L192 184ZM10 186V185H9ZM188 186V188L190 187L189 185H187ZM187 186L185 187V188H187ZM250 185H248V184H246V183H244L243 184V186H242V188H244V192L245 191H248L249 193H253L254 194V196H253V198L252 199H250L251 201L253 200V202H251L250 200H249V197H244V196H242L240 193H237L236 191H230V192H227L226 193V195H223L224 196V198H222L221 200H216L215 201V199H211V203H212V208H213V213H217V214H220V213H225V212H228V214H230V215H232V213H233V211H237V215H236V219L235 218H233V219H235V220H237V223H239V224H237V231H238V228H239V231L241 232V234H243L242 236H246V235H244V234H248L249 232H252V231H258V232H263L262 233V236L261 237H259V236H256V237H254V238H251L250 240H248L249 242H247L246 244L247 245H245V247H244V249H243V253L241 254V255H237V254H235V250H233L232 249V247H234V245H236V244H234L232 247L230 246V248L232 249V252H230V254H232L233 255V258L235 259V262H234V264H264V245H263V240H264V220H263V222H261L260 220L261 219H263L264 218V210H263V217L260 219V220H257L255 217V215H254V217L253 216H250L251 214H253V213H255V212H253V211H257V208L259 207V205H260V203H261V201H262V198H264L262 195L263 194H261L260 192H258V190L256 189V188H252V187H249ZM254 186V185H253ZM6 187V186H5ZM8 187V186H7ZM7 187H6V189H7ZM12 187V186H11ZM170 187V186H169ZM183 187V186H182ZM193 187V186H192ZM83 188L81 189V191H79V194H81L82 193V195H83V197H84V194L85 193H83ZM112 188V187H111ZM193 188H195V187H193ZM3 189H5V188H3ZM11 189V188H10ZM53 189V188H52ZM168 189V188H167ZM170 189V188H169ZM171 189H173L174 190V188H171ZM192 189V188H191ZM191 189L189 190V191H191ZM1 190V189H0ZM9 190V189H8ZM7 190V191H8ZM15 190V189H14ZM107 190V189H106ZM6 191V190H5ZM10 191H12V190H10ZM10 191H8V194H9V192ZM32 191V192H31ZM50 191V190H49ZM57 191V190H56ZM59 191V192H60ZM150 191V190H149ZM183 191V190H182ZM81 192V193H80ZM140 192V191H139ZM168 192H169V190H168ZM171 192H172V190H171ZM46 193V192H45ZM44 193V194H45ZM60 193V194H61ZM185 193V192H184ZM190 192H188V194H189ZM260 193V194H259ZM264 193V192H263ZM10 194L12 195V193L10 192ZM74 194V193H73ZM77 194H78V190H77ZM104 194V193H103ZM175 194H177V193H175ZM42 195V194H41ZM40 195V196H41ZM47 195V194H46ZM76 195V194H75ZM99 195V194H98ZM97 195V196H98ZM8 196V195H7ZM38 196V195H37ZM43 196V195H42ZM49 196V195H48ZM230 196H233V197H230ZM45 197V196H44ZM43 197V198H44ZM78 197H79V195H78ZM86 197V196H85ZM172 198L169 200V201H167V202H169V206H167L168 208L170 207L172 210H175L174 208L176 207V206H178L180 203H181V200H180V197L179 196H177V195H174V196H171ZM255 197H256V199H255ZM7 198H9V196L7 197ZM6 198V199H7ZM37 198H40V197H37ZM73 198V197H72ZM29 199V198H28ZM45 199V198H44ZM49 199V198H48ZM57 199V198H56ZM254 199H255V201H254ZM46 200V199H45ZM61 200H63L62 198H61ZM60 200V201H61ZM79 200H81V199H79ZM44 201V200H43ZM88 201H90L89 199H88ZM188 201V200H187ZM207 200H205V202H206ZM250 201V202H249ZM264 201V200H263ZM262 201V202H263ZM7 202V201H6ZM12 202V201H11ZM11 202H10V200H9V203L11 204ZM94 203V202H93ZM186 203V202H185ZM185 203H184V205H185ZM208 203H209V201H208ZM9 204V205H10ZM56 204H57V202H56ZM15 205V204H14ZM36 205V204H35ZM96 205V204H95ZM168 205V204H167ZM7 206V204L5 203V194H4V192H0V221H7V220H12V223L11 222H9V223H11L10 225L11 226H9V228H7V226L5 227V225H4V231L2 232V234L4 235H2V238H4V239H1V241L2 240H4L3 242H1L0 241V264H7L8 262H10L11 261V259H12V256L14 257V255L13 254H10V253H12V252H9V250H10V248L12 247V246H14V244H15V242L16 241H18L17 240V236H18V238L21 236V234H23L24 232H23V230H24V226L22 225H20L21 223H20V220L22 219L21 218V216L22 215H24V211L25 210H23L22 208V210L21 209H18V208H20L21 207V205H20V207L18 206V212L16 213V214H13V212L11 211V209H9L8 208V206ZM28 206V205H27ZM31 206V205H30ZM33 206V205H32ZM43 206V205H42ZM77 206V205H76ZM22 207H25V206H22ZM146 207H147V205H146ZM161 207V206H160ZM166 207V208H167ZM179 207V206H178ZM261 207V206H260ZM33 208V207H32ZM38 208V207H37ZM167 208V209H168ZM169 208V209H170ZM208 208V207H207ZM207 208H205L204 209V211H203V213H204V215L202 216V218H203V220H204V222H205V220L208 218V216H209V210L207 209ZM26 209V208H25ZM254 209V210H253ZM256 209V210H255ZM262 209H264V208H262ZM262 209H260V210H262ZM30 210V209H29ZM22 211H23V214H22ZM40 211H41V213H40ZM258 212V211H257ZM261 212V211H260ZM137 213V212H136ZM139 213V212H138ZM138 213L136 214V215H138ZM66 214V213H65ZM143 214V213H142ZM234 214V213H233ZM259 214V213H258ZM257 215V214H256ZM260 215V214H259ZM258 215V216H259ZM144 216V215H143ZM261 216V215H260ZM260 216H259V218H260ZM24 217V216H23ZM27 218V217H26ZM25 218V219H26ZM140 218V217H139ZM142 218V217H141ZM140 218V220H139V222L137 223V227L139 226V228H141V229H147V230H151V227H153L154 225H152V223L150 222V218H142L141 219ZM24 219V218H23ZM31 219V218H30ZM30 219H29V221H30ZM40 219V218H39ZM48 219V218H47ZM199 219V221L201 220L200 218H198ZM221 219H222V217H221ZM221 219H220V221H221ZM22 221V223H24V222H27V220L26 221H24L23 222V220H21ZM209 221V220H208ZM32 222V223H31ZM154 222V221H153ZM3 223V222H2ZM1 222H0V224H2ZM5 223H7V222H5ZM34 222L33 221H30V223L29 222H27V225H29V227H26L27 228V230H28V228H29V230L30 231H32V228H35V232H36V230H37V228L36 227H33V225H36V224H33ZM208 223H210V222H208ZM33 224V225H32ZM45 224H46V222H45ZM154 224V223H153ZM189 224H191V223H189ZM204 224H206V222L204 223ZM222 224L224 225L225 223L224 222H222ZM222 224L220 225L221 227V230H222V234L223 233H227L228 234V232H226V230H227V227L226 226H222ZM9 225V224H8ZM31 225H32V228H31ZM47 225V224H46ZM116 225V224H115ZM209 225V224H208ZM210 225H213V224H211L210 223ZM209 225V226H210ZM26 226V225H25ZM191 226V225H190ZM201 226H203V225H201ZM1 227H3V225L2 226H0V230H3V228H1ZM73 227V226H72ZM136 227V228H137ZM204 227V226H203ZM206 227V226H205ZM204 227V228H205ZM219 227V226H218ZM68 228V227H67ZM67 228H66V230H67ZM133 228V227H132ZM139 228H138V230H139ZM188 228V227H187ZM199 228V227H198ZM233 228V227H232ZM178 229V228H177ZM5 230H7L8 232H6ZM27 230H25L26 232H28ZM44 230H45V228H44ZM50 230H51V228H50ZM182 230V229H181ZM183 230H184V228H183ZM182 230V231H183ZM199 230H202V228H199ZM186 231V230H185ZM185 231H183V232H185ZM189 231H191V230H189ZM189 231H186L185 233L186 234H188L189 235ZM204 231V230H203ZM208 234H206V232H205V234H200V233H196V231L194 232H192V233H196V234H192V235H190V236H186V238H184V239H182V237L180 238L181 240V244H182V242H184V243H186V242H188V239H190V238H192L193 240L191 241V246L192 245H194L195 246V243L194 244H192V242H195L196 241V243L198 244L199 242L201 243V245H202V240L204 241V237H206V236H208L209 238V240H210V238L211 237H213V233L214 232H212V234H210L209 233V228H208ZM220 231V230H219ZM237 231H235L234 230V232H237ZM5 232V233H4ZM10 232V233H9ZM23 232V233H22ZM32 232H34V231H32ZM38 232V231H37ZM189 232V233H188ZM233 232V233H234ZM240 232H239V234H240ZM30 233V232H29ZM43 233H46V232H43ZM43 233H42V235H43ZM116 233V232H115ZM185 233H182L183 235L185 234ZM201 233H203L202 231H201ZM230 233H231V231H230ZM233 233H232V235H233ZM252 233H254V232H252ZM46 234H48V233H46ZM236 234V233H235ZM33 235V234H32ZM32 235H29V237L31 236V237H33ZM41 235V236H42ZM174 235V234H173ZM216 235V234H215ZM221 235V234H220ZM231 235V236H232ZM35 236V235H34ZM56 236V235H55ZM147 236V235H146ZM229 236V235H228ZM241 236V237H242ZM65 237V236H64ZM185 237V236H184ZM215 237V236H214ZM217 237L219 238V239H217L216 237H215V240L217 241V240H219L220 241V238L221 237H219V235H217ZM224 237V236H223ZM234 237V236H233ZM232 237V238H233ZM239 237V236H238ZM240 237V238H241ZM21 238H22V236H21ZM27 238V237H26ZM36 238V236L34 237V238H30L29 240L27 239V241L25 240L23 243V245L22 246H20V248H18V250L20 249V250H24L28 245L29 246H32V243H33V245H37L36 243L34 244V242L33 241H35V240H33V239H35ZM224 238H226V237H224ZM228 238V237H227ZM37 239V238H36ZM205 239H207V238H205ZM212 239V238H211ZM214 239V238H213ZM229 239V238H228ZM234 239H236V238H234ZM263 239V240H262ZM155 240V239H154ZM222 240V239H221ZM37 241H38V239H37ZM36 241V242H37ZM198 241V242H197ZM207 241V240H206ZM205 241V242H206ZM229 241H230V239H229ZM260 241H262V245L263 246H260L259 244L261 243ZM40 242V241H39ZM158 242V241H157ZM209 242V241H208ZM212 242H214V240L212 241ZM221 242V241H220ZM225 241H222V247H223V245L225 244L224 243ZM227 242V241H226ZM239 242V241H238ZM19 243V242H18ZM31 243V244H30ZM159 243V242H158ZM178 243V242H177ZM217 243H219L218 241L216 242V244ZM235 243H237V241L235 242ZM76 244V243H75ZM155 244V243H154ZM160 244V243H159ZM179 244V243H178ZM203 244H205V243H203ZM210 243H208V244H206L207 246L209 245ZM212 244H214V243H212ZM216 244H214V245H216ZM221 244V243H220ZM240 244V243H239ZM236 245V247L237 246H240V245ZM180 245V244H179ZM183 245V244H182ZM185 245V244H184ZM186 245H189L188 243H186ZM200 244L198 245V246H195L196 248L197 247H199V246H201ZM206 245H205V247H206ZM211 245V244H210ZM219 245V244H218ZM218 245H216V247L218 246ZM47 246V245H46ZM158 246V245H157ZM164 246V245H163ZM166 246V245H165ZM213 245H211L210 246V250H211V247H212ZM221 246V245H220ZM16 247H19L18 245H16L15 246V248ZM160 247V246H159ZM194 247V248H195ZM203 245L201 246V247H199L200 249H198V250H204V248H205ZM241 247V246H240ZM13 248V247H12ZM14 248V249H15ZM29 248H31V247H29ZM155 248H156V246H155ZM163 248H165V247H163ZM193 248V249H194ZM208 248H209V246H208ZM218 248V247H217ZM17 249V248H16ZM63 249V248H62ZM192 249V248H191ZM222 249V248H221ZM228 249L227 250H224V248H223V250L226 252V253H229L228 252ZM26 250V249H25ZM163 250V249H162ZM166 250V249H165ZM164 250V251H165ZM11 251V250H10ZM28 251H29V249H28ZM46 251V250H45ZM155 251H157V250H155ZM160 251V250H159ZM207 251H209V250H207ZM222 251V250H221ZM220 251V252H221ZM38 252V251H37ZM60 252V251H59ZM153 252V251H152ZM198 253H199V251H197ZM225 252H221V253H223V254H225ZM17 253V252H16ZM18 253H19V251H18ZM41 253V252H40ZM63 253V252H62ZM158 253V252H157ZM207 253V252H206ZM36 254V253H35ZM154 254V253H153ZM240 254V253H239ZM21 255H23V254H21ZM34 255V254H33ZM42 255V254H41ZM155 255V254H154ZM163 255V254H162ZM199 255H201V253L199 254ZM198 255V256H199ZM204 255H205V253H204ZM208 255V254H207ZM225 255H227V254H225ZM35 256V255H34ZM52 256V255H51ZM223 256V255H222ZM227 256H229V255H227ZM35 257H37V256H35ZM39 257V256H38ZM37 257V258H38ZM15 259H16V257H14ZM152 258V257H151ZM31 260H32V257L30 258ZM29 259V260H30ZM40 259V258H39ZM160 259V258H159ZM37 260V259H36ZM35 259L30 263V264H36V263H38V262H35L36 261ZM200 260H201V258H200ZM204 260V259H203ZM15 261H17V260H15ZM37 261H39V260H37ZM51 261V260H50ZM149 261V260H148ZM202 261V260H201ZM12 262H13V260H12ZM26 262V261H25ZM135 262V261H134ZM160 262V261H159ZM158 262V263H159ZM224 262V261H223ZM227 262V261H226ZM11 263V262H10ZM10 263H8V264H10ZM21 263H23V262H21ZM20 263V264H21ZM29 263V262H28ZM57 263V262H56ZM155 263V262H154ZM157 263V264H158ZM191 263V262H190ZM208 263V262H207ZM54 264V263H53ZM148 264V263H147ZM162 264V263H161ZM169 264V263H168ZM173 264V263H172ZM197 264V263H196ZM205 264V263H204ZM216 264V263H215ZM220 264V263H219Z\"/></svg>", "mask_w": 264, "mask_h": 264}]
</instances>
